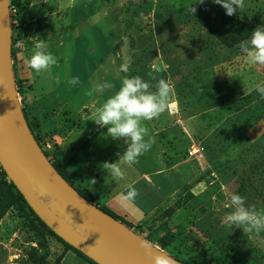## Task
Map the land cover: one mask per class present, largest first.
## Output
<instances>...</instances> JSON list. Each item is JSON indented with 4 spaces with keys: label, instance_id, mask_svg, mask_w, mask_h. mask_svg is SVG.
Wrapping results in <instances>:
<instances>
[{
    "label": "rangeland",
    "instance_id": "1",
    "mask_svg": "<svg viewBox=\"0 0 264 264\" xmlns=\"http://www.w3.org/2000/svg\"><path fill=\"white\" fill-rule=\"evenodd\" d=\"M95 1L85 4L76 0L74 25L65 22V86L58 95L65 100L71 94H79L80 100L91 104L108 98L114 88L104 94L89 93L100 80L106 78L113 84L126 75L119 72L114 52L118 42L131 48L142 42L153 49L149 38L142 40L131 33L140 28L153 32V24L131 22L133 18L151 16L153 20L157 16L156 26L168 20L167 25L177 27L185 25L179 23L180 18L195 20L206 12L226 13L212 0L203 4L193 0L190 5L185 0ZM10 2L15 10L12 37L17 40V52L26 42L29 27L23 25L21 17L24 1ZM191 5L197 10L194 15L189 11ZM233 16L264 26V0H244V7ZM176 30L171 31L172 37L157 30L163 70L156 78L154 49L132 55L127 73L139 75L153 86L164 78L174 88L172 101L162 113L166 119L158 142L135 164L170 204L159 219L162 225L154 223L152 232L145 230L140 235L157 243L164 232L168 233L174 238L167 252L191 264H264V231L245 235L242 229L222 223V217L231 211L226 207L225 193L235 192L245 198L247 206L264 210V98L256 90L264 85V66H247L241 44L224 45L218 29H207L200 21L190 23L185 31ZM127 33L130 39H121ZM124 55L119 52L121 64L125 63ZM203 76L211 86L192 93L191 80L207 83ZM71 77H79V83L68 85L66 80ZM207 94L212 101L205 107ZM31 98V94L25 98V107L38 132ZM58 101L55 97L54 102ZM175 114L182 123L172 119ZM45 139L52 146L51 158H57L53 142ZM120 142L125 144L123 138ZM69 252L42 226L15 189L4 188L0 196V264H69Z\"/></svg>",
    "mask_w": 264,
    "mask_h": 264
},
{
    "label": "crops",
    "instance_id": "2",
    "mask_svg": "<svg viewBox=\"0 0 264 264\" xmlns=\"http://www.w3.org/2000/svg\"><path fill=\"white\" fill-rule=\"evenodd\" d=\"M24 9L21 13L23 25L29 27L24 46L18 53L16 64V72L20 79L26 81L30 94L31 105L34 109V123L36 128L54 144V154L61 161L63 166L71 173L78 177L77 183L89 190L99 206H106L116 215L125 218L134 226L140 225L147 232H152L151 227L154 223L158 227L161 224L159 221L162 213L170 204V199L162 194L152 183L149 175L142 172L135 164L132 166H124L126 177L120 181H113L108 176V173L102 168L105 161L116 162L119 156L126 150L127 145L122 144L119 140H113L106 135L107 128H101L93 121L89 120L90 111L99 106L100 103H87L83 98L80 100L79 94H75L70 99L59 97L61 90L65 86V22L73 24L75 13L74 4L76 0H23ZM86 4L88 1L83 0ZM114 2L113 0H111ZM170 1V0H168ZM193 0H185L187 4H191ZM197 1V0H195ZM96 2V1H95ZM175 3V1H174ZM112 7V3L110 4ZM90 12V11H89ZM145 18V19H144ZM144 18H133L131 22L147 21L148 24H153V32H147L144 29L132 31V36L135 34L139 39L149 38L153 43L156 66L153 73V78L163 70V62L158 58L162 53L160 37L157 35V30H163L164 33L172 37L171 31H185L190 23L195 20L190 18H180L177 27L175 25H167L168 20L162 25H155L157 16L151 19V16ZM44 22L42 27H39L40 22ZM188 24V25H187ZM74 25V24H73ZM135 24H133L134 26ZM135 28V26H134ZM130 33V32H129ZM127 33L126 37L121 39H130L131 34ZM39 36L41 39L47 40L49 50L58 58V64L53 66L48 72L36 74L29 69L25 63L26 59L32 54L34 48V40L32 38ZM174 37V36H173ZM155 40V41H153ZM152 48L141 44L136 47L124 46V42L115 46V54L117 64L122 63L118 60L119 52L125 55V63L131 66L134 54L140 55L141 52H150ZM140 53V54H139ZM131 61V62H130ZM203 79L204 76H203ZM207 82V79H205ZM121 76L119 82H113L114 91L118 90L121 84ZM194 84L193 92L196 93L198 88H209L210 83H199L197 80H191ZM182 88H186L185 85ZM204 89V88H203ZM187 90V89H186ZM201 90V89H200ZM209 90V89H208ZM191 94V93H189ZM59 95V96H58ZM58 99V103L54 99ZM53 98V99H52ZM51 99V100H50ZM194 99V98H193ZM52 101L56 105H52ZM212 101V96L208 95L205 98L206 107ZM161 114L158 118L151 121H146L145 125L149 129V135L154 137L155 142H158V133L162 130L166 117ZM194 119L197 115L192 116ZM177 123L180 121V115L172 116ZM95 179L96 183L91 184L89 181ZM101 182V183H99ZM134 186L139 195L132 202L123 201L122 196L128 190V186ZM155 227V228H156ZM69 264H89L80 256L73 252L67 255Z\"/></svg>",
    "mask_w": 264,
    "mask_h": 264
},
{
    "label": "water",
    "instance_id": "3",
    "mask_svg": "<svg viewBox=\"0 0 264 264\" xmlns=\"http://www.w3.org/2000/svg\"><path fill=\"white\" fill-rule=\"evenodd\" d=\"M0 166L40 220L95 263L155 264L162 257L185 264L88 201L45 155L18 97L10 0H0Z\"/></svg>",
    "mask_w": 264,
    "mask_h": 264
},
{
    "label": "clouds",
    "instance_id": "4",
    "mask_svg": "<svg viewBox=\"0 0 264 264\" xmlns=\"http://www.w3.org/2000/svg\"><path fill=\"white\" fill-rule=\"evenodd\" d=\"M204 2L205 0H199L198 3ZM212 2L222 6L229 16L244 7V0H212ZM189 11L191 15H194L197 10L191 5ZM32 39L34 48L25 63L36 74L48 72L58 64V58L49 50L47 40L39 36ZM240 52L247 66H264V26H258L248 41L241 43ZM129 68L127 63L120 65L119 72L126 75L122 78L118 90L111 92L114 85L105 78L103 82L100 80L95 83L89 93L92 95L111 92L103 103L90 111L89 120L101 128L106 127L108 137L113 140L123 138L127 145L122 155L117 153L118 161H105L102 164V168L113 181L125 179L124 166L130 167L138 163L139 158L151 149L155 139L149 135L145 122L158 118L164 113L174 95V88L168 80L160 78L153 86L139 75H127ZM66 83L75 86L79 83V77H71L66 80ZM256 90L264 98V85L258 86ZM89 182L96 183L95 179ZM138 195L137 189L129 185L122 200L132 202ZM225 195L228 201L226 207L231 209L222 217V223L225 226L242 229L245 235L259 234L264 231V210L258 211L255 206H247L245 198L235 192L225 193ZM141 247L146 252L149 251L148 244L143 241H141ZM155 264H171V262L166 258L156 257Z\"/></svg>",
    "mask_w": 264,
    "mask_h": 264
},
{
    "label": "trees",
    "instance_id": "5",
    "mask_svg": "<svg viewBox=\"0 0 264 264\" xmlns=\"http://www.w3.org/2000/svg\"><path fill=\"white\" fill-rule=\"evenodd\" d=\"M10 6H12V2H10ZM196 21H200L203 25H206L207 29H213L217 30L218 38L221 40V42L229 47H234L236 45H239L243 43L244 41H247L252 34V32L258 27V25H255L252 22H248L243 19H239L235 16H229L224 12L221 11H211L206 12L200 17H196ZM17 45V40L15 37H12V61H13V69L15 74V80H16V86H17V92H20V90L23 88V84L25 81L23 79H20L16 72V58H18L19 50L16 52L15 48ZM22 109L25 115V118L27 120V123L29 124V127L35 137V139L39 142L41 148L43 149L42 142L45 140L46 136H44L40 131L35 132V128L33 127V124L31 122V119L29 118V113L26 110L25 103L22 102ZM38 133V134H37ZM45 155L48 157L49 161L52 163L54 168L61 174V176L72 186L74 187L83 197H85L88 201L91 203L97 205L99 208H101L103 211H105L107 214L113 216L116 220L120 221L130 229H133L134 232L137 234H144L145 229L140 226H134L130 222H128L125 218L120 217L113 213L109 208L106 206H99L96 202V198L94 195L87 190L86 188L81 187L79 184H77L78 177L75 174H71L61 163V161L58 158H54L50 153L47 151H44ZM4 188H12L15 189L18 193L19 197L22 199V201L27 205L31 213L36 217V219L42 224V226L53 236L55 237L59 242H61L67 251H71L78 256H80L82 259H84L89 264H97L84 254H82L80 251L63 241L60 237H58L52 230H50L46 224L40 220V218L34 213V211L30 208V206L25 201L22 194L17 190L15 185L10 181L7 174L3 170V168L0 166V196L2 195V192ZM162 216V215H161ZM162 225V224H161ZM173 236L168 235V233L164 232L163 235L157 240V243H152L157 248L164 250L167 252L166 247H168L172 241ZM149 240V239H148ZM151 242V241H149ZM168 253V252H167ZM171 256L175 257L176 259L182 261L185 264H191L187 261L182 260L177 255H174L173 253H168Z\"/></svg>",
    "mask_w": 264,
    "mask_h": 264
},
{
    "label": "built area",
    "instance_id": "6",
    "mask_svg": "<svg viewBox=\"0 0 264 264\" xmlns=\"http://www.w3.org/2000/svg\"><path fill=\"white\" fill-rule=\"evenodd\" d=\"M14 11L15 10L13 8H11V16L13 15ZM18 97H19V100L21 103L22 102L26 103L27 101L25 100V98L26 99L30 98V90L27 87L26 83L23 84V88L20 90V92H18ZM42 146H43V149H45V151H47L48 153L50 152V150L52 148L50 142L47 139H45L42 142Z\"/></svg>",
    "mask_w": 264,
    "mask_h": 264
}]
</instances>
